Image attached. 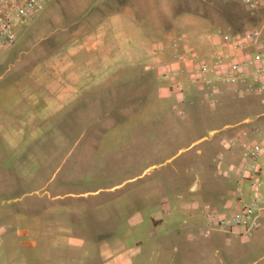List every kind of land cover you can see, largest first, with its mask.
Segmentation results:
<instances>
[{"label": "rangeland", "instance_id": "1", "mask_svg": "<svg viewBox=\"0 0 264 264\" xmlns=\"http://www.w3.org/2000/svg\"><path fill=\"white\" fill-rule=\"evenodd\" d=\"M48 4L0 67V264H264V218L249 236L209 218L231 215L255 191L245 149L264 132V94L224 84L211 103L186 86L190 108L172 94L161 102L141 69L112 84L119 66L141 58L109 47L129 42L128 30L104 35L94 23L112 16L135 31L233 32L261 12L242 0ZM91 21L92 35L74 36ZM257 120L259 133L249 129Z\"/></svg>", "mask_w": 264, "mask_h": 264}, {"label": "built area", "instance_id": "2", "mask_svg": "<svg viewBox=\"0 0 264 264\" xmlns=\"http://www.w3.org/2000/svg\"><path fill=\"white\" fill-rule=\"evenodd\" d=\"M50 0H0V50L11 47L19 38V30L42 12ZM257 23L243 30L220 33V42L210 58H202L192 47L178 49L174 63H183L193 84L206 90L208 99L224 84L232 85L240 95L264 94V0H242ZM183 71L171 66L164 77L175 93L184 92V84L177 81ZM231 140L226 146L233 144ZM245 173L253 178L254 192L250 200L239 197L240 207L231 215L209 213L212 220L224 230L250 234L262 224L264 216V132L259 139L248 143L245 149ZM263 177V178H262Z\"/></svg>", "mask_w": 264, "mask_h": 264}, {"label": "crops", "instance_id": "3", "mask_svg": "<svg viewBox=\"0 0 264 264\" xmlns=\"http://www.w3.org/2000/svg\"><path fill=\"white\" fill-rule=\"evenodd\" d=\"M54 1H56V0L49 2L47 7H49V5H51ZM229 6H230V4L226 3L227 9H229ZM113 16H115V15H113ZM44 17H45V12L42 11L37 16H35L34 18H32L30 20V24L33 23L32 24V26H33L34 24L39 22ZM116 17H117V15H116ZM111 18H112V16H110V17L101 16V17L95 18L94 23H96L99 26H101V25L103 26V34L104 35H106L108 30L109 31L111 30L112 26L119 27L120 29L121 28L125 29L124 32L126 30H128L129 34H130V39H129V42H127L124 39L122 41V44L117 45V46H110V44H109V47H112V49H116L118 47L119 48L118 50H120V49L133 50L134 52L139 54V56L141 58L140 60L134 61L129 65L119 66V68L120 69L123 68V70H118L117 72L113 73L112 79H111L112 84H115L116 82H118L122 79L124 80V82H126L128 79L133 78L132 75L134 76V73L132 74L131 72H128L127 69H132V70L141 69V70H143V73L142 74H139V73L136 74L137 78L139 77V80L141 82H143L142 85L147 84V83L148 84L152 83L154 85V87H153L154 91L153 92L156 94V96H157L156 98H158L161 102H163L165 100V98L171 94L177 97V101H183V102L188 101L189 98L192 97V95L190 94V91L186 92V90L184 89L183 93H175L172 91L173 82H171L169 85L164 83V82H170V80H167L163 75L164 72L167 70V68H169L171 66H180L183 68V71L178 76L177 81L183 83L184 88L186 86H192V88L197 89L196 95H199V98L201 97V99L203 98L202 101H210L211 103H215L218 101L216 99L218 94L224 93L225 89L222 87L221 90L215 95V100L212 101V100L208 99V97L206 95V90L203 87L198 86L196 84H193L191 82V79L189 77V73L186 70L185 65L183 63H180V64L174 63V60H175L174 54L178 49H182V48L189 46L195 50L197 49L200 53H202L203 54L201 56L202 58H210L212 53L216 50L218 43L220 42L219 34L223 33V32H228V31H225V30L224 31H216V30H211V29L208 30L205 27H204V29H201L198 32H191V33H186V34L184 33L183 35H181L180 33H176L173 30L152 32V31H148V30L144 31V30L140 29L139 31H135L133 28H130L129 25H127L126 27L124 25H122L121 21H123L124 18L119 19L120 23H117L115 20H113V21L110 20ZM223 18L224 17L222 16L221 20H224ZM206 20L207 19L205 18V20L202 19L201 21H203V23H206ZM91 22H88L85 25L79 26L78 31H77L76 35H74V36L79 37L81 35L82 36L92 35L94 32V29H95V24L93 23V21H91ZM255 23H256V21L250 20L249 26L254 25ZM30 24L26 28H22V27H21L22 29L20 28L19 37H20V35L21 36L23 35V37H26L28 35L29 29H30L29 28ZM105 27H106V29H105ZM231 29L232 28H230V30ZM184 42L187 44L184 45ZM10 53H11V50H5V49L0 50V67L6 65L7 63H11V59H10L11 54ZM2 82L3 81H0V92H2L3 88H4ZM187 104L189 106L190 101H188ZM172 107L175 110V113L177 115L185 114L186 117H189L190 114H188L187 112L184 113L181 110V107H179L177 102H173ZM190 110L192 111V109H190ZM259 116H264V112L258 113V117ZM243 121L244 122L250 121V123H251L254 120L251 117H246ZM262 122H263V120H257L256 122H254V125L251 128L249 127L250 131L255 132V133L261 132ZM226 126L229 127L231 125L227 124ZM214 130H216V129H214ZM244 132L248 133V130L247 131L245 130ZM197 182H198V186L200 188V186H201L200 181L197 180L196 184H197ZM194 186L192 187V191L197 190V189L194 190L195 189ZM250 195H251V193H249V196ZM238 203H239V201H238ZM228 205H230L229 202H225L224 206L226 207ZM239 207H240V203L236 209H238ZM209 218L211 219V221H213L212 218L210 217V215H209ZM263 218H264V216H263ZM260 228H261V225L258 228H256L250 234H242L240 232H236V233H239L242 236H249L251 234L259 232Z\"/></svg>", "mask_w": 264, "mask_h": 264}, {"label": "water", "instance_id": "4", "mask_svg": "<svg viewBox=\"0 0 264 264\" xmlns=\"http://www.w3.org/2000/svg\"><path fill=\"white\" fill-rule=\"evenodd\" d=\"M198 187V182H197V184L194 186V188H197Z\"/></svg>", "mask_w": 264, "mask_h": 264}]
</instances>
